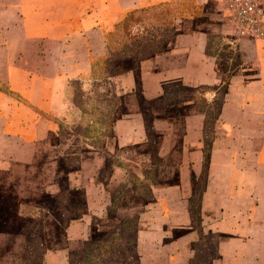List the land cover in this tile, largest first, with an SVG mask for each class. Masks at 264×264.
<instances>
[{"label": "crops", "instance_id": "crops-1", "mask_svg": "<svg viewBox=\"0 0 264 264\" xmlns=\"http://www.w3.org/2000/svg\"><path fill=\"white\" fill-rule=\"evenodd\" d=\"M220 2L0 0V264H22L16 249L25 239L14 235L9 219L35 208L37 195L60 198L63 175L71 190L85 189L83 215L75 219L85 217L83 227L106 212L104 185L126 184L127 168L143 161L140 153L149 144H167L161 155L171 164L167 181L174 182L149 185L151 203L144 209L118 210L141 213L139 261L160 258L143 252L145 245L163 248V260L189 248L196 238L187 215L189 182L201 176L200 230L218 236L216 264H264V38L230 36ZM163 3L178 12L164 47L135 69L121 60L111 76L90 77L114 26L128 12ZM76 81L83 82L90 105L97 99L94 112L104 119L98 142L77 130L83 114L71 90ZM95 85L101 94L92 97L88 89ZM175 87L183 94L172 99ZM215 101L205 149L207 111ZM133 173L137 181L149 174Z\"/></svg>", "mask_w": 264, "mask_h": 264}, {"label": "rangeland", "instance_id": "rangeland-1", "mask_svg": "<svg viewBox=\"0 0 264 264\" xmlns=\"http://www.w3.org/2000/svg\"><path fill=\"white\" fill-rule=\"evenodd\" d=\"M165 7L169 10L168 6ZM159 11L163 14L162 18H168L171 17V13L173 10H169V12H163L160 9ZM152 14H149L150 20H147V15L144 14L139 15L140 17L132 16V21L127 19L124 25H126L127 27L129 26V29L132 26L131 30L135 29L137 32L141 31L142 27L151 34H157L158 28L162 30L164 28V25L163 22L156 17V15L153 14L152 16ZM134 18H140V26H133L132 23L134 21ZM224 29L226 30V32H228V34H230L225 25ZM144 36L145 35L137 38L135 44L139 43V41L140 43L147 44V42H143ZM166 36L167 34L165 35V37ZM230 36L235 38L232 34H230ZM168 37L169 36H167V39ZM166 42L167 41L165 40V42L161 44L159 50L164 47ZM153 47H155V44H153ZM136 64L137 62L134 61V69L136 68ZM71 90L75 98V104H77L78 109H80L83 114L81 117L82 120L79 121V124L77 126L78 132L84 133V135L86 136H93L98 142L99 134L97 133H100V125L103 124L104 119L102 120L101 117H98L94 112V110L98 108L96 107L98 105L95 102L97 99L94 97L93 105L92 103L90 105V103L86 101V98L90 99L91 96L85 94L83 82L79 83L78 81H76L73 84ZM89 92H94V95H92V97L99 96L101 94V89L99 85H95L91 89L89 87L88 93ZM170 92L172 94V99H176L178 96H181L183 94L179 87L173 88L172 90H170ZM198 92H201V89H199ZM220 95L221 94L219 93V96ZM199 106L200 108L202 107V109L205 110V106H201L200 102ZM218 106L219 101H215L211 106H209V109L207 111V124L205 125V132L203 134V142H205V144L203 145L205 149L209 148V146L211 145L210 143L213 135L211 133L210 124H212L214 114L216 113ZM90 120H92L94 125L91 126L90 124H88V121ZM106 121L107 123L104 125L107 126L106 128H108L109 123L111 122V118H106ZM107 136H110V134H108ZM95 145L101 147V144ZM157 146H161V150L157 149ZM166 146L167 144H149V147L145 148L140 153L143 154V161L140 162L138 166L132 165V167L127 168L130 174L125 179L126 184H119L109 187H106L104 185L103 195L104 193L105 196H107V193H109L110 195V203L106 208V212H98L93 214L94 217L90 219V222L87 221L85 223V226L83 227H81L80 222L84 223L86 218L82 217L81 221L77 220L76 222L75 219L83 215L81 210L83 209L84 204L83 192L85 191V189L77 188L76 190H71L68 187L67 183L64 182L63 175L58 190L62 193V195L60 198L56 196L55 199L57 200V202L54 199V194L48 197L44 195H37L36 198H34L35 208H25V210L22 212L21 217L13 215V217L9 219L10 222H13L14 225H16V227L13 229L14 235H22L23 240L25 239L24 244L22 241L21 246H19L20 249H16L19 250L21 261L27 260L25 264H41L43 255L47 254V264H60L61 261L62 264H67L66 261L68 262V260L79 261V257L87 251V248L92 247L94 243H106L107 241L112 239L111 241L115 242L116 244L114 250V253H116L115 256L118 257V260H127V264H135L136 261L138 262L137 264H216L218 256V236L205 232L202 233L200 230L198 206L200 195L205 183L203 180L204 178L201 176L198 178H192L189 182L190 195L187 198V206L188 210H190V214L188 213L187 215L189 217V225L191 227L190 231H193L196 236V238H194L193 242L190 244L189 248L177 254L173 253L171 255V260L161 259L163 258V248H151L150 245L143 246V252L150 255L153 252H157L156 255L160 257L157 260L139 261L138 258L140 249H138L137 243V253L135 254L134 252V237L135 233H137L139 225L137 224V222L131 223L129 220H131L132 218H136L137 220L138 215H140L141 213L136 212L137 215H133L132 213H118V210L128 209L129 207L137 205L139 206V204L142 210L145 208V206L151 203L149 185H164L174 182L167 181L166 171H169V166L171 164L168 163L169 159H166L161 155L164 152ZM110 159L112 163H116V156L111 155ZM66 162H68L69 165L72 164L73 166H75V161L73 159H70ZM133 170H136L138 173L141 170H144L145 172H149V174H147L146 180L137 181L133 177ZM125 185L129 186L128 193L124 192ZM99 194H102V190H99ZM40 208H43L44 210H40ZM1 215L2 214L0 213V218ZM121 225L122 229L120 228ZM176 234L178 233L175 232V235ZM50 248L60 249L61 254L52 256L49 252ZM52 258L56 259H54V261L52 262ZM10 262L11 264L14 263L13 261ZM18 264H21L20 261ZM233 264L245 263L242 261H237Z\"/></svg>", "mask_w": 264, "mask_h": 264}, {"label": "trees", "instance_id": "trees-1", "mask_svg": "<svg viewBox=\"0 0 264 264\" xmlns=\"http://www.w3.org/2000/svg\"><path fill=\"white\" fill-rule=\"evenodd\" d=\"M169 7V10L172 11L171 17L168 18H162L163 14L159 11L166 12ZM158 11V12H155ZM156 15L157 18H159L160 21L163 22L164 28L161 30L158 28L157 34H151L150 32L146 31L145 28L141 27V31L137 33L131 32V28L129 29L126 25V20H131L132 16H139L141 14L147 15V20H150L149 14ZM178 12H176V7H173L171 4L163 3L155 6L148 7L146 9H141L139 11H132L128 12L123 19L117 23L113 30L106 36V45H107V52L105 55L95 62V67L91 68L90 77L92 78H106L113 74L114 67L113 64L116 61L121 60H131L132 63L134 61L137 62V60H141L144 58H148L155 53L159 51V48L163 42L168 41V39L171 37L172 34V18L176 16ZM152 14V16H153ZM140 17V16H139ZM143 18V17H142ZM141 18V19H142ZM145 18V17H144ZM140 19V18H139ZM134 18L133 26H140L141 20ZM167 36L165 37V35ZM144 36L143 42H147V44L143 43H136L135 41L140 36ZM134 42V44H133ZM153 44H155V47H153ZM135 64V63H134ZM188 213L190 214V210H188ZM190 216V215H189ZM131 223H136V218H132L129 220ZM126 221V222H129ZM122 229V225L120 226ZM116 238V237H115ZM112 240V239H111ZM111 240L107 241L106 243H94L92 247L87 248L86 252L79 257V261H66L67 264H127V260L120 259L118 260V257L115 256L116 253H114L115 250V242H112ZM134 252H136V233L134 237ZM69 259V258H68ZM139 260V258H138ZM27 260H22V264H25ZM138 262L136 261L135 264Z\"/></svg>", "mask_w": 264, "mask_h": 264}, {"label": "built area", "instance_id": "built-area-1", "mask_svg": "<svg viewBox=\"0 0 264 264\" xmlns=\"http://www.w3.org/2000/svg\"><path fill=\"white\" fill-rule=\"evenodd\" d=\"M219 10L235 38H264V0H221Z\"/></svg>", "mask_w": 264, "mask_h": 264}]
</instances>
